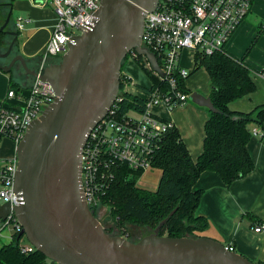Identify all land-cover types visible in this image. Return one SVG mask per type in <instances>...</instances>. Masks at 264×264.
Returning a JSON list of instances; mask_svg holds the SVG:
<instances>
[{
    "label": "water",
    "instance_id": "1",
    "mask_svg": "<svg viewBox=\"0 0 264 264\" xmlns=\"http://www.w3.org/2000/svg\"><path fill=\"white\" fill-rule=\"evenodd\" d=\"M158 0H101L93 25L71 38L59 62L38 75L21 55L12 56L0 71L20 64L27 77H39L57 98L29 126L15 147L18 169L14 191L20 204L13 208L24 235L50 264H254L207 237L159 236L153 233L132 242L108 235L84 199L81 153L90 131L107 114L120 88L121 64L128 51L144 56L160 73L156 58L141 45L144 17ZM11 12L0 27L4 31ZM0 59L10 57L16 31ZM191 103L218 113L209 97L197 92ZM9 206H0V218Z\"/></svg>",
    "mask_w": 264,
    "mask_h": 264
},
{
    "label": "built area",
    "instance_id": "2",
    "mask_svg": "<svg viewBox=\"0 0 264 264\" xmlns=\"http://www.w3.org/2000/svg\"><path fill=\"white\" fill-rule=\"evenodd\" d=\"M46 2L52 7L55 21L41 56L42 64L35 70L38 75L42 74L46 61L60 59L66 53L72 37L93 25L94 13L101 0ZM250 5V0H158L155 9L145 15L141 45L154 55L160 73L151 68L144 56L134 50L127 53L128 58L136 62L140 58L143 71L151 80V85L139 95L144 100V109L140 113L133 110L120 113L123 94L130 93L127 87L131 83V79L122 73L124 86L121 93L119 89L107 114L90 131L81 153L82 193L89 209L96 211L98 220L108 216L109 210L102 204V199L117 171L126 168L132 176L151 169L167 133L174 129L172 122L162 119L153 110L162 107L173 111L187 102L190 94L185 92L184 83L190 73L181 66L183 52L188 50L193 55L210 56L224 50ZM26 22L24 18H16L15 30L21 31ZM74 30L79 34H73ZM56 98L51 85L38 76L32 77L28 86L9 87L0 103V142L7 139L16 147L32 122ZM251 136L262 137L263 132L254 127ZM17 169L15 152L8 158H0V200L9 206V213L4 219L0 218V247L11 243L17 235L20 250L26 254L35 248L24 235L19 237L22 226L13 211L20 204L14 191ZM102 210L105 213L102 214ZM262 229V225L253 228L255 232Z\"/></svg>",
    "mask_w": 264,
    "mask_h": 264
},
{
    "label": "trees",
    "instance_id": "3",
    "mask_svg": "<svg viewBox=\"0 0 264 264\" xmlns=\"http://www.w3.org/2000/svg\"><path fill=\"white\" fill-rule=\"evenodd\" d=\"M13 0H0V27L3 25ZM251 1V0H250ZM14 31L11 19L4 31ZM0 31V52L6 50L12 37ZM16 31V30H15ZM17 32V31H16ZM254 38L251 47L256 42ZM17 41L9 58L17 54ZM242 58H234L224 50L210 56L196 53L193 57L192 72L204 68L210 85V98L218 113L208 111L204 124L202 152L193 160L182 142L177 129L167 133L161 149L156 153L151 168L159 169L161 174L155 191H145L136 185L142 173L129 176L126 168L117 171L111 187L102 199V204L109 210V218L118 226L127 222L149 227L164 222L159 234L171 238L198 237L208 228V221L196 216L202 192L195 189V184L203 172L215 173L224 185L229 186L250 174L254 168L247 145L251 139V130L260 128L264 134V105L249 113L231 112L228 104L236 99L251 94L255 84L250 77V68ZM124 58L123 63L127 60ZM140 58L137 63L141 64ZM59 61V58L50 61ZM122 64L120 70V93L123 89ZM15 65H18L16 63ZM142 70L143 66L140 65ZM12 69L7 73L11 88H17ZM158 83L156 78L151 77ZM181 83V82H180ZM181 85V84H180ZM183 88V85H182ZM185 92L188 91L185 89ZM144 100L141 96L126 93L120 104V113L130 110L142 112ZM96 216V211L93 210ZM108 234L109 230L104 228ZM17 235L11 243L0 247V264H46L49 261L38 251L22 253ZM229 250V247H228Z\"/></svg>",
    "mask_w": 264,
    "mask_h": 264
},
{
    "label": "crops",
    "instance_id": "4",
    "mask_svg": "<svg viewBox=\"0 0 264 264\" xmlns=\"http://www.w3.org/2000/svg\"><path fill=\"white\" fill-rule=\"evenodd\" d=\"M38 1L13 0L9 11L12 26L18 17L27 20L23 29L17 31V54L15 55H21L28 67L34 71L42 64L41 56L55 21L51 5L46 0ZM263 26L264 0H251L248 13L224 46V51L234 58L239 59L246 54L244 62L250 68V77L255 84L254 92L228 104L231 112L249 113L256 107L264 105ZM256 36H258L256 42L247 51ZM11 58L0 59V64L5 65V62L11 61ZM50 62V60L46 61L44 66L49 65ZM191 63L189 70L181 64L190 73L186 81L191 79V75L194 77L200 75L202 80L205 78L204 86L202 82L199 84L196 81V83L192 82L191 86L201 85L200 94L208 97L210 92L208 75L204 68L192 72L194 61ZM12 70L18 86H28L31 83L32 77L25 75L20 64L19 66L14 64ZM122 73L126 75L123 70ZM130 79V87H133L132 78ZM186 81L185 89L191 94L193 92L187 89ZM9 87L8 74L0 71V103ZM156 109L162 110L167 116L163 118L160 113L154 112L155 114L174 124L191 158L195 160L202 152L204 124L208 119L207 109L187 102L173 111H166L162 107ZM247 150L255 168L244 178L229 186L224 185L212 172H203L198 178L194 188L200 190L202 195L195 214L208 221L207 230L198 236L216 240L254 264H264V134L262 137H251ZM13 154L14 152L11 151L10 156ZM257 225L263 226L260 232L253 230Z\"/></svg>",
    "mask_w": 264,
    "mask_h": 264
},
{
    "label": "rangeland",
    "instance_id": "5",
    "mask_svg": "<svg viewBox=\"0 0 264 264\" xmlns=\"http://www.w3.org/2000/svg\"><path fill=\"white\" fill-rule=\"evenodd\" d=\"M13 16H15V15L13 14ZM72 33L73 34H79V31L74 30V31H72ZM5 51L6 50H3V51H1V53L5 52ZM193 57H194L193 52H186L185 51L183 53L181 64L183 65V67L185 69H188V70H189V68L191 69V66H192L191 62L194 60ZM141 58H143V57H141ZM9 62H10V60H7L5 62L6 63L5 65H8ZM57 62H59V61H57ZM140 65L141 64H138L136 61H134L131 58H127L125 63L122 64L123 72L128 77L132 78V82L134 84V85L132 84L133 87H130V86L128 87V91L130 93L138 94V95H142V93L144 92V89L148 88L151 85V80H150L149 76L142 70ZM195 81L198 82L199 84L202 82L203 86L206 83L205 78H203V80H202V78H200V75L197 77L196 76L194 77L193 75H191V79H189L188 82L186 81V87L191 92H197L200 94V92H202V90H200L201 85H198L197 87L196 86L194 87V85L191 86L192 82H195ZM187 103L193 104L190 102L189 98L187 99ZM154 112L160 113V115L163 118H165L167 116L166 114H164L162 112V110H159V109H156ZM14 149H15V146L10 140H7V139L2 140L0 142V158L10 157V153H11V151L14 152ZM160 174H161L160 170L156 169V168H151V169L143 172L141 174L140 178L137 180V183H136L137 187L139 189H142L145 191H150V192L155 191L157 188L158 182H159ZM2 205H3V202L0 200V206H2ZM104 211L105 210H102V214L105 213ZM99 221L104 228L109 230L108 235L121 236V237L126 238L129 241H132V242H137L141 238H143L144 236H147V235L153 233L154 230L156 229V227L160 224L159 223L157 226H154V227H149V226H145V225H139V224H136L133 222H127L123 226H118L115 224L114 220L109 218V214L107 217H103L102 219H99ZM159 232H160V230H159ZM158 235L161 236L159 233H158ZM163 236H165V235H163ZM23 241H24V244H26L25 238L23 239ZM46 264H50V261H46Z\"/></svg>",
    "mask_w": 264,
    "mask_h": 264
},
{
    "label": "flooded vegetation",
    "instance_id": "6",
    "mask_svg": "<svg viewBox=\"0 0 264 264\" xmlns=\"http://www.w3.org/2000/svg\"><path fill=\"white\" fill-rule=\"evenodd\" d=\"M15 31V30H14ZM53 63H57V60L56 61H51L50 64H53Z\"/></svg>",
    "mask_w": 264,
    "mask_h": 264
}]
</instances>
